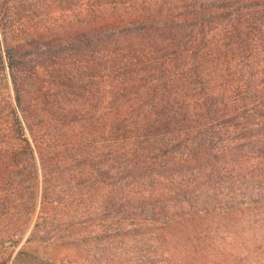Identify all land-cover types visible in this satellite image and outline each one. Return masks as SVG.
Here are the masks:
<instances>
[{
	"label": "trees",
	"instance_id": "trees-1",
	"mask_svg": "<svg viewBox=\"0 0 264 264\" xmlns=\"http://www.w3.org/2000/svg\"><path fill=\"white\" fill-rule=\"evenodd\" d=\"M262 213L264 0H0V264H223Z\"/></svg>",
	"mask_w": 264,
	"mask_h": 264
},
{
	"label": "rangeland",
	"instance_id": "rangeland-1",
	"mask_svg": "<svg viewBox=\"0 0 264 264\" xmlns=\"http://www.w3.org/2000/svg\"><path fill=\"white\" fill-rule=\"evenodd\" d=\"M71 196H74L75 200L66 210L67 212L60 214L59 217H66L70 214L82 215V202H78L76 198L78 193ZM63 229L67 228L62 226L61 230ZM3 231L4 228L0 225V234ZM69 231H73V229ZM214 235L218 237L228 236L220 251L211 253L214 254L218 262L223 260V264H264V213L257 216L252 223L244 222L239 226L226 230L221 229L220 232L213 231L212 236ZM103 246L100 245L99 248L90 251L87 246L82 247L81 243L77 249L71 250L69 263L63 264H145V256H148L147 253H144L145 246L141 247L130 242L123 245V249L128 250L124 254H118L113 243H107L104 246L106 248L105 252L101 253ZM132 246L134 248L130 250ZM3 247H7V244ZM2 248L0 247V252H2V255L7 256L10 249L1 251ZM21 248L24 251L23 255L14 258L15 253ZM134 251H137L136 255H134ZM61 258L62 255L54 242L49 243V245L40 244L39 242L25 243L24 239L20 242L7 264H46L47 261L62 264Z\"/></svg>",
	"mask_w": 264,
	"mask_h": 264
}]
</instances>
